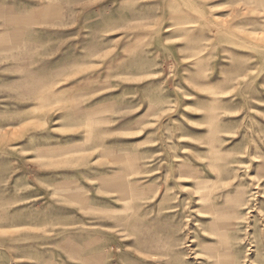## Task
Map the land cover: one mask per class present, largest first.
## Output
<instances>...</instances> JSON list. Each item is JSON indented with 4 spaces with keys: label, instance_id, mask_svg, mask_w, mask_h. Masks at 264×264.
I'll return each instance as SVG.
<instances>
[{
    "label": "rangeland",
    "instance_id": "rangeland-1",
    "mask_svg": "<svg viewBox=\"0 0 264 264\" xmlns=\"http://www.w3.org/2000/svg\"><path fill=\"white\" fill-rule=\"evenodd\" d=\"M0 264H264V0H0Z\"/></svg>",
    "mask_w": 264,
    "mask_h": 264
}]
</instances>
